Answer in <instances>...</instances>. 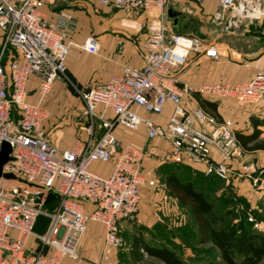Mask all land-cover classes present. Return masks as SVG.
Instances as JSON below:
<instances>
[{"label": "built area", "instance_id": "built-area-1", "mask_svg": "<svg viewBox=\"0 0 264 264\" xmlns=\"http://www.w3.org/2000/svg\"><path fill=\"white\" fill-rule=\"evenodd\" d=\"M45 1L0 0V148L4 141L9 143L2 173L14 176H0V264H72L69 260H77L79 240L90 221L103 225L106 248L121 246V222L137 216L142 188L158 187V178L145 172V149L125 144L117 136L119 126L132 131L142 128L148 143L165 142L171 161L199 166L226 184L244 177L264 191V169L243 160L234 118L220 120L201 106L184 104L197 102L198 97L227 99L237 107L264 102V70L235 83L181 80L179 72L192 56L219 60L228 53L213 40L172 30L170 0H97L133 17L150 12L140 40L143 65L124 66L105 82L86 90L76 88L83 136L68 148L53 142L45 131L50 110L42 98L58 74L66 77L67 32L76 22L64 9L54 21L48 20L42 12ZM191 1L202 4L204 0ZM214 1L209 21L216 32L235 34L255 26L264 39V0ZM98 47L93 36L84 44L91 53ZM31 77L40 85L35 102L28 100ZM167 107L170 111L164 116ZM156 117H164L165 122ZM94 163L110 164L111 170L99 173L92 168ZM5 183L24 184L38 191L40 198L24 201L3 189ZM51 192L58 202L48 211L44 206ZM40 216L47 223L38 232L35 225ZM248 221L264 234V223L251 215Z\"/></svg>", "mask_w": 264, "mask_h": 264}, {"label": "crops", "instance_id": "crops-1", "mask_svg": "<svg viewBox=\"0 0 264 264\" xmlns=\"http://www.w3.org/2000/svg\"><path fill=\"white\" fill-rule=\"evenodd\" d=\"M11 1L19 2V0ZM215 7L214 0H204L202 4L191 0H170L167 4V10L170 8L180 12L177 22L178 26H172L169 19L172 30L178 33L203 36L202 34L208 33V29H205V27L200 29V26L195 22L203 15L209 17ZM62 9L69 11L76 22L75 27L67 32L66 41L69 50L65 62L66 77L75 93L76 88L86 90L92 84L105 82L112 75H119L124 66L139 68L143 65L140 40L143 39L142 32L145 31V25L151 18L150 12L145 11L140 16L133 17L124 10L110 8L97 0H46L42 7V12L48 20L54 21L57 13ZM209 31L211 32V29ZM209 33L208 36L213 34ZM89 36L95 37L99 43L96 53H91L84 48ZM205 38L207 39V37ZM216 39H222V41L217 43L226 48L228 57H222L219 60H208L195 59L196 57L192 56L188 65L179 72L181 80L192 83L204 81L235 83L248 80L259 70H264V39L257 27L249 26L235 34L217 35ZM216 39L213 41L216 42ZM2 40L3 32L0 29V44ZM119 41L123 43L121 49H119ZM37 82L36 77L30 78L28 85V100L30 102L37 101L34 93ZM55 88H60L58 81L55 82ZM76 97L79 99L77 93ZM196 101L190 103V101L185 100L184 104L186 106H201L198 98ZM209 101L215 104L214 109L210 110L206 106H202L208 112L214 114L220 120L233 117L239 133L249 135L254 130H257L258 135L250 144L254 142L264 143V102L237 107L228 104V100ZM43 105L50 110V117L45 123L47 135L60 148L71 147L78 137L75 136L74 140L68 144L63 142L64 140L59 143L50 132H47V124L51 120L52 113L46 104L43 103ZM139 111L144 115H149L140 109ZM169 111V107H167L163 115L167 116ZM73 119H75L76 124L80 123L79 118L77 119V114ZM156 119L165 122L164 117H156ZM73 126L75 127L74 124ZM73 126H67L61 132L69 137L72 129H74ZM116 134L117 136L120 135L121 131L116 130ZM161 142L163 143L162 140H159L157 143ZM137 145L141 147V144ZM147 150L151 153L153 148L149 146ZM243 150V160L245 162L263 165L260 163H264V148L260 147L250 150L243 148ZM106 165L110 167L109 171L99 173L108 174L110 172L111 165ZM150 189L152 190L148 186L142 188L141 203H143L144 191H150ZM262 193L264 194L263 190ZM87 207L89 208L90 206L87 205ZM123 223L124 221L121 222L120 228ZM35 230L38 232L43 231L41 222L36 223ZM31 244H33V240H31ZM37 244L38 242L34 240V249ZM115 249L117 248L105 247L103 225L90 221L79 240L77 260L69 261L72 264H125L120 261L117 255H114ZM130 262L133 263L131 259Z\"/></svg>", "mask_w": 264, "mask_h": 264}, {"label": "rangeland", "instance_id": "rangeland-1", "mask_svg": "<svg viewBox=\"0 0 264 264\" xmlns=\"http://www.w3.org/2000/svg\"><path fill=\"white\" fill-rule=\"evenodd\" d=\"M195 23L200 26V29L202 27L208 29V33L211 29L212 35L202 34L207 39L214 40L217 35H222L219 31H215L207 15L199 17ZM220 41L222 39H216V42ZM56 81L60 83L58 89L55 88ZM39 90L40 85L37 82L34 89L36 100L40 96ZM79 99L67 78L62 74L56 76L49 91L42 98V103L46 104L52 113L51 120L47 124V132H50L59 143L64 140L63 142L68 144L74 140L75 136H83L79 128L80 124L84 122L80 118L82 103ZM227 102L231 106H235L232 101L228 100ZM76 114L77 119L80 120V123L77 124L73 119ZM67 126L74 127L69 137L61 132ZM116 130L121 131L118 137L123 143L132 144L138 148L140 146L137 144H141L140 148L143 147L146 153L143 162L145 172L158 178V187L144 191L142 197L144 204H140L137 216L133 220L124 221L120 228L122 243L115 249L114 255H117L122 263L133 264L130 262L129 250L132 237L136 234H141L144 240L151 245L168 247L188 264H198L196 261L198 257L218 259L216 251L205 253L209 245L196 244L195 226L190 219L188 208L181 206L178 200L167 192L164 178L171 172H174L182 180L191 182L195 189L201 191L207 200L213 203L214 211L220 218L219 226L234 224L236 227H244L246 224L252 230L257 231L248 221L250 215L264 223V194L259 188L251 186L250 181L246 178H233L229 184H226L215 176L205 174L199 166L171 161L168 158V146L164 142L157 143L158 139L148 143L143 136L142 128L132 131L119 126ZM149 146L153 148L151 153L146 152V148ZM260 164L263 165L258 166L264 169V163ZM92 167L103 173L108 172L110 168L101 163L94 164ZM3 189L32 203L37 202L40 198L38 191L24 184L5 183ZM144 258L149 261H158L157 258L148 255H144ZM260 264H264V260Z\"/></svg>", "mask_w": 264, "mask_h": 264}, {"label": "trees", "instance_id": "trees-1", "mask_svg": "<svg viewBox=\"0 0 264 264\" xmlns=\"http://www.w3.org/2000/svg\"><path fill=\"white\" fill-rule=\"evenodd\" d=\"M198 99L201 107L206 106L210 110L214 109L213 102L199 97ZM257 135V130L249 135L236 130V137L246 150L264 148L262 142L250 144ZM164 182L167 192L175 197L181 206L188 208L190 219L195 226L196 244L209 245L205 253L213 251L218 253L217 260L198 257L196 259L198 264H260L264 260V234L252 230L246 224L244 227H236L234 224L219 226L220 218L214 211L213 203L207 200L201 191L195 189L191 182L182 180L174 172L167 174ZM57 202V194L51 192L47 197L45 209L54 210ZM37 222H41L44 229L47 219L40 216ZM141 249L146 255L157 258L158 261L145 260ZM129 254L134 264H188L168 247L149 244L141 234L132 237Z\"/></svg>", "mask_w": 264, "mask_h": 264}, {"label": "water", "instance_id": "water-1", "mask_svg": "<svg viewBox=\"0 0 264 264\" xmlns=\"http://www.w3.org/2000/svg\"><path fill=\"white\" fill-rule=\"evenodd\" d=\"M180 15V12H176L172 9H168V17L171 20L172 26L176 27L178 26V16ZM11 151L10 145L8 142L4 141L1 144L0 148V176H3L5 178H14L12 174L9 173H2V165L5 163L9 158V153Z\"/></svg>", "mask_w": 264, "mask_h": 264}]
</instances>
